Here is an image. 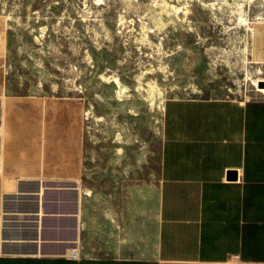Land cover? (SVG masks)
Listing matches in <instances>:
<instances>
[{"label":"crops","instance_id":"crops-1","mask_svg":"<svg viewBox=\"0 0 264 264\" xmlns=\"http://www.w3.org/2000/svg\"><path fill=\"white\" fill-rule=\"evenodd\" d=\"M256 89L166 98L154 181L103 207L84 188L78 103L0 85V264H264Z\"/></svg>","mask_w":264,"mask_h":264},{"label":"rangeland","instance_id":"rangeland-1","mask_svg":"<svg viewBox=\"0 0 264 264\" xmlns=\"http://www.w3.org/2000/svg\"><path fill=\"white\" fill-rule=\"evenodd\" d=\"M102 1L0 0V85L13 95L78 103L84 188L105 207L129 186L154 181L166 98L257 90L264 0H166V8L155 0ZM103 73L131 90L119 95ZM151 81L159 86L155 104Z\"/></svg>","mask_w":264,"mask_h":264},{"label":"bare ground","instance_id":"bare-ground-1","mask_svg":"<svg viewBox=\"0 0 264 264\" xmlns=\"http://www.w3.org/2000/svg\"><path fill=\"white\" fill-rule=\"evenodd\" d=\"M172 1V0H171ZM96 3L97 4H101V3H103V1L102 0H96ZM154 5L155 6H162L163 8H166V7H168L169 6V2L168 1H166V0H163V2L161 3V2H159V1H157V0H155L154 1ZM186 7V6H185ZM174 9H175V12L176 13H180L181 12V8L180 7H174ZM170 11V10H169ZM189 12V9H186V14ZM243 19V18H242ZM178 22V21H177ZM43 29H45L44 27H43ZM35 40L36 41H40L41 40V38L39 37V36H36L35 37ZM167 71V70H166ZM152 71H150L149 69H147V70H145L144 72H143V74L145 75V74H150ZM101 77L103 78V79H105L107 82H114L116 85H117V93L119 94V95H123L125 92H127V91H130L131 90V88L129 87V85L128 84H126V83H124L123 81H122V79L120 78V76L119 75H117V74H110V75H105L104 73L103 74H101ZM144 85V84H143ZM258 86L259 87H263V86H261L260 85V82L258 83ZM158 87L159 86H157L154 82H149V91H150V96H149V100H150V103L151 104H155L156 102H157V97L155 96V91L158 89ZM139 88H142L141 86H139ZM161 89V88H160ZM157 95V94H156ZM122 99V98H121ZM121 137V134L119 133L118 134V138H120ZM88 192V194H90V191L88 190L87 191Z\"/></svg>","mask_w":264,"mask_h":264},{"label":"water","instance_id":"water-1","mask_svg":"<svg viewBox=\"0 0 264 264\" xmlns=\"http://www.w3.org/2000/svg\"><path fill=\"white\" fill-rule=\"evenodd\" d=\"M260 85L264 87V80H260Z\"/></svg>","mask_w":264,"mask_h":264},{"label":"built area","instance_id":"built-area-1","mask_svg":"<svg viewBox=\"0 0 264 264\" xmlns=\"http://www.w3.org/2000/svg\"><path fill=\"white\" fill-rule=\"evenodd\" d=\"M72 255H73V256H75V254H74V253H73Z\"/></svg>","mask_w":264,"mask_h":264}]
</instances>
